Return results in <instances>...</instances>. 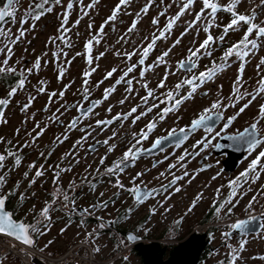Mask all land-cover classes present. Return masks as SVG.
Instances as JSON below:
<instances>
[{"label":"flooded vegetation","instance_id":"obj_1","mask_svg":"<svg viewBox=\"0 0 264 264\" xmlns=\"http://www.w3.org/2000/svg\"><path fill=\"white\" fill-rule=\"evenodd\" d=\"M5 1L0 0V7ZM40 2L41 0H27L25 4L19 2L15 5L14 17L6 18V22L0 24V28H4L9 23H18L20 20H24L25 23L32 20L30 30H34L35 24L31 15L25 13L30 5ZM183 2L184 0H152L148 12L143 13L141 10L149 3V0H129V3L122 6L116 19L112 21H109L108 17L111 16L119 0H59V3L56 0H49V3L44 6L52 9L50 12H44L40 17L46 20L41 26L43 30H47L44 48L36 56L25 59L22 57L24 63L28 65L27 70H30V75L38 76L37 80L41 83L37 86L34 84L33 89L21 101L15 103L18 112L23 114L20 133H28L25 136L22 135L24 138L20 136L13 143L0 144V155L5 156L4 161L0 162L3 165L0 167V176L5 177L4 184L0 185V194L7 195L6 209L13 213L15 220L25 223L20 215L24 213L23 207L26 200H35L34 192H39L42 194L41 204L34 208L33 212L41 210L48 204L49 213L58 216L50 217L53 218L49 220L50 222L60 220V222L63 221L64 226L69 227L79 224L91 225L95 238L90 240L91 243L96 242L102 235H106L110 242L116 237L128 241V232H132L143 240L147 237L138 234L137 231L144 227L148 217L154 214L156 207L165 205L166 201L170 200L180 180L174 185H169V182L174 176L184 178L185 172L190 173L184 171L179 173L182 175H176L181 163L183 166L185 163L196 165L197 167L192 170L193 173L219 166L221 168L219 172L224 174L226 172L224 167L227 165L225 162L228 155L233 152V147L237 144V148L242 149L243 145H246L232 139L233 137L238 136L254 121L259 120L258 138L264 139V119L259 117V107L264 104V94L258 95L227 128L224 126L228 118L236 115L239 109L251 99L250 96H245L238 103L229 99L233 94V84L237 76L241 77L243 86L240 91L244 93L253 92L257 87L258 79L264 75V65L257 67L260 60L264 58V37L257 40L258 47L254 50V54L245 58L242 72H240L242 61L235 56L230 57L223 70L217 71L212 79L200 85L190 98L184 99L179 107L169 112L163 120L159 119L163 108L170 107L174 103V100L166 101L165 94L173 91L175 99L188 96L191 86L184 85L177 91L176 84L193 75H198L206 68H211L213 61L217 65L221 64L220 58L224 51L237 43L247 28V25L242 24L237 30H230L223 41L216 39L209 46L211 56L203 54L204 50H201L198 58H193L197 67L191 72L179 68L178 62L187 59L189 49L198 48L208 34L214 38L220 37L224 26L232 19L231 13L222 10L229 0H216L221 5V10L215 15L216 26L210 29V33L203 31L208 19L207 12L210 10H206L205 18L197 27L188 28V23L193 21L195 14L203 8L202 0H194L190 9L166 34V38L157 40L156 46L145 58L144 64L140 65L138 61L141 59L140 53L143 47H146L153 34L158 35L168 20L180 11ZM257 2L258 0H241L235 10L238 13L250 14L255 9L254 22L260 24L264 21V12L258 11L259 3ZM69 4L72 5L71 8L68 7ZM153 18L158 19V24H152ZM133 20H137L136 29L128 33ZM61 36L64 40L60 39ZM93 36H99L100 42H94L90 50L86 49L85 44ZM122 37L124 39H121ZM145 37L148 39L146 40ZM250 39H257L254 32ZM177 40L180 43L177 44ZM169 49L171 51L165 57V63L157 64V57ZM127 52L136 54L128 60L125 56ZM101 53H103L102 56ZM97 57L99 59H96ZM38 59L39 67L37 68L35 65ZM89 60L91 63L88 62ZM133 64L137 65L136 68L125 77V81L132 80V91L129 92L126 82L116 84V80L123 75L127 67ZM148 65H153L152 69L141 77V69ZM93 68L95 71L91 72ZM113 68L117 71L105 79L106 73ZM61 69H64L63 73ZM23 71L18 69L11 72L12 75L8 77L0 74V85L17 87ZM85 72H91V75L85 77ZM167 73L170 74L167 75L165 87L157 88ZM85 79L88 80L87 85L84 83ZM145 83L154 90V97H150L147 104L142 101V97L147 95V90L143 87ZM113 85L115 90L105 100V89ZM41 88L44 89L43 92L40 91ZM85 88L88 89L87 99H85ZM97 100L102 102L87 117H83L77 110L80 106L86 109ZM121 100H124L123 104L120 103ZM217 100H221L222 105L235 103V107L222 106L218 110H212L209 115L213 116L214 123L209 121L192 130V121ZM154 103L158 106L152 108L151 112H147V108ZM26 104L29 105L27 109L24 108ZM133 107H136L137 111L127 120H113V117L118 114H127ZM3 108L0 106V111ZM140 113L146 114L136 120V116ZM74 118H78V123L74 128L69 129V124ZM97 120H113V123L98 127ZM134 120L135 123H133ZM152 122H155V127L148 132L147 139H141L140 143L136 144V140L140 138L139 134L142 130L148 131L146 126ZM206 127H211V132L206 131ZM41 129H43L42 134L37 136ZM180 129H185L186 133H181ZM173 130L175 134L169 136ZM158 139L161 144L153 148V144ZM105 140H108L107 145L103 144ZM77 141L80 143L77 144ZM110 145H115V148L108 152ZM133 145L140 150L135 161L128 162L127 166L123 167V171L107 172L106 170L113 167L114 162L119 161L124 152ZM262 147L264 143L258 145L251 153L247 148L242 158L238 160L235 172L233 174L226 172L224 176H234L242 163L250 157L254 159ZM8 152H13L15 155L10 156ZM17 156L20 159L19 164L16 163ZM181 156H184L182 161L179 160ZM102 158L103 163H101ZM25 159H27L26 168L18 172L19 165L21 166ZM169 165H175V167L169 168ZM69 168L70 171H60ZM14 169L18 173L7 179V171ZM38 170L43 172L39 177L36 176ZM57 172H59V178L57 183H54ZM137 173L142 175L137 177ZM161 173L164 175L161 176ZM100 179L104 183L113 180L114 186L118 188L116 194L100 200L101 202L97 193ZM118 183L124 187H118ZM134 185L142 192L152 189H156L157 192L142 201H137L135 196L127 191ZM164 185H169L166 191L162 187ZM58 187L69 196V201H65L62 196H54ZM113 203L117 208L115 213L118 210L116 214L114 213V218H103L99 214L100 209L107 208L108 204ZM105 204L106 206H103ZM139 211L144 212L142 218H139ZM137 218L139 219L134 224L135 227L128 230L126 225L130 220ZM34 219L37 218L25 224L34 225L40 229L42 226L40 220ZM49 221H44L43 226H47ZM262 222L264 224V218ZM103 223L105 226L102 227ZM205 224L209 225V223ZM230 231H232L231 228ZM31 232L34 231L31 229ZM205 233L209 243L202 252L199 263L211 250L210 232ZM31 237L33 240L32 235ZM160 237H163V234ZM228 237H230L229 234ZM238 240L240 241L241 238ZM0 264L21 263L15 260L14 256L6 255L0 257Z\"/></svg>","mask_w":264,"mask_h":264},{"label":"rangeland","instance_id":"obj_2","mask_svg":"<svg viewBox=\"0 0 264 264\" xmlns=\"http://www.w3.org/2000/svg\"><path fill=\"white\" fill-rule=\"evenodd\" d=\"M26 1L27 0H19L21 4H25ZM257 3H259L258 11L261 13L264 12L260 0H258ZM20 21L14 24H7L3 29L6 32L10 31V35L0 36V66H4L3 61L7 59L8 64L5 67L13 68L15 71L18 69L24 70L23 76L19 79L24 80L23 87H19V83L17 87H12V85H0V99H7L10 101L6 106H3V115L0 116V144L2 143L3 145L8 142L13 143V141L20 136L24 138V136L27 135L28 132H25V134L20 133L22 131L23 114L18 112V107L15 103L21 101L22 98L33 89L32 86L34 84L37 86L41 83L37 80L38 76L35 74L33 76L30 75V70H27L28 65L24 63L23 59L40 54L42 48H44L47 30H43L41 26L46 20L45 18L33 20V24H35L34 30H30L32 20L28 23L24 22L23 24H21ZM21 30L24 31V35L17 39ZM11 41L15 42L13 43ZM9 48H11V53L8 51ZM0 74L8 77L11 72L6 71ZM25 74L29 76L27 77ZM13 88H16V92L12 96H9V92ZM261 150H264V147H262L258 153ZM251 160L252 157L245 160L240 166V169L238 168L239 170L237 173L229 177H227V175L224 176L226 172H224V174L219 172L221 171L219 166L210 167L207 170H200L193 173L192 170L194 167H197L196 165L185 163L183 166L181 163L176 171V175H182L179 173H183L184 171L190 173L187 176L184 175V178L179 181L178 187L180 191H175L169 198L170 200L166 201L165 205L163 204L162 206L156 207L154 214L148 217L144 227L140 228L137 233L147 237L144 239V242L156 241L160 243L162 247H166L167 253L164 256L166 258L168 251L173 246L186 239L193 231L199 233L209 231V235L212 238L210 241L211 250L206 254L204 261L199 264H227L231 259L232 249H239V245L242 241H246V243L243 251L239 252L240 258L236 261V264H264V259H260V257H264V227L256 234L238 237L239 239L241 238L240 241L237 238L238 232L230 235V237L224 235L225 233L229 234L230 225L232 223L242 220L247 216L253 217L255 214L262 215V213H264V195L261 194L264 193V187H262L264 186V173H261L259 179H257L255 183H252L251 179H249L248 182H244V180L241 179L240 187L237 188V195L235 197H229V182L239 177L240 174L248 168ZM26 162L27 159L24 160L21 166L19 165L18 172L26 168ZM18 172H16V169L8 170L7 179L15 176ZM234 172L235 171L231 174ZM252 175H254V173L249 174L250 177ZM112 181L104 183V181L100 179L97 190L99 201L117 193L118 188L114 186V182ZM217 189L220 190L219 193H217ZM200 194H202V198L199 199L195 207L189 211L193 201L196 200V197ZM34 195L36 199L26 200L27 202L23 207L25 208L24 213L20 216H22L25 223L30 222L33 218H37L34 220H40L42 226H40L39 231H37L39 234L38 244L43 248L42 251L46 254L59 255L74 244L82 243L91 249L95 258L98 260L116 257L113 264H141L140 258L134 251L131 252L133 250L132 244L123 238L119 239L116 237L114 241L110 242L106 235H102L99 236L96 242L91 243L90 240L95 239L91 230V225L79 224L70 227L64 226L63 221H49L58 217L56 216L57 214L49 213V218H53L45 219L40 215L41 210L38 209L37 212H33L34 208L40 206V197H42V194L39 192H34ZM253 196L257 197V201L253 204L251 209H248L247 206ZM226 199H230L231 203L226 204L225 208L221 209L220 213L217 214L220 220L214 223L210 222L209 225L200 224L201 218L206 213L207 209L215 207L214 202L215 205L218 206L220 202ZM233 204L235 205L234 207L232 206ZM229 207L232 208L230 214L227 212ZM116 209L114 203L108 204L107 208L100 209L99 214L105 219H112L118 211L117 210L115 213ZM139 212V218H142L144 212ZM139 218L130 220L126 225L128 230H131V227H135L134 224H136ZM44 221H49L47 226H43ZM102 225L105 226L104 223ZM89 233L92 235L89 236ZM162 234L163 237H160ZM95 248H99L100 251L95 252ZM14 258L21 263L18 257L14 256Z\"/></svg>","mask_w":264,"mask_h":264},{"label":"snow or ice","instance_id":"obj_3","mask_svg":"<svg viewBox=\"0 0 264 264\" xmlns=\"http://www.w3.org/2000/svg\"><path fill=\"white\" fill-rule=\"evenodd\" d=\"M57 3H59V0H56ZM194 0H184L180 11L172 18H170L167 22V24L164 26V29L161 30L159 32L158 35L153 34L150 41L147 43L146 47H143L142 52L140 53L141 55V59L138 61V63L140 65L144 64V60L145 58L149 55V53L154 49V47L156 46V42L157 40L160 39H165L166 38V34L169 33L173 26L175 25L176 21L180 19V17L182 15H184L192 6ZM241 2V0H229V3L226 6H223L222 10L227 11L229 13H231L232 15V19L231 21L224 26L223 28V34L218 37V38H214L211 34H208L206 36V38L203 40V42H201L199 44V47L196 49H189V56L187 57L186 60H181L178 62V67L181 69H184L186 71L191 72L193 69H195L197 67L195 61L193 58H198L199 54H201V50H204L205 55L211 56V50H209V46L216 40H220L223 41L225 35L230 31H235L237 30L242 24L243 25H247L246 31H244V34L242 36V38L235 44H233L231 47L227 48L222 57L220 58L222 63L217 65L215 61H213V65L211 68H206L205 71H201L199 72L198 75H193L191 78L189 79H184L182 81H180L179 83L176 84V90L178 91L181 87H183L184 85H189L191 86V92L188 94V96L186 97H182L180 99H175L174 98V92L173 91H168L165 94L166 97V101H173L174 103L171 104L170 107H165L163 108V110L161 111V113L159 114V119L163 120L165 118V116L169 113L174 111L177 107H179V105L183 102L184 99H188L191 97L192 93H194L196 91V89L202 85L203 83L207 82L208 80L212 79L217 71L223 70V68L227 65L229 58L232 56L237 57L240 61H242L241 63V67H240V72L243 71L244 68V63L246 62V57H248L250 54H254V50L257 49L258 47V43L257 40H259L260 38L264 37V21H262L260 24L255 23V19H256V12L255 9H253V11L250 14H242V13H238L235 9L237 7V5ZM19 3V0H6V2L3 3V6L0 7V24L6 22V18L8 17H14L16 8L15 5ZM49 3V0H41L40 3H35L33 5L29 6V9L26 10V15H31V18L33 20H39L40 17L44 14V12H50L52 11V9L49 8H45L44 6L46 4ZM129 3V0H119V3L116 5V7L113 9L111 16L108 17L109 21L115 20L117 17V14L120 12L122 6L127 5ZM152 3V0H149V3L147 5H145V7L141 10L143 13H147L150 4ZM203 3V8L201 9L200 12L195 14V19L191 22L188 23V28H194L197 27L199 22L201 20H203L205 18V13L206 10H210V12H207V16L208 19L205 22V26L203 28V31L205 33H210V29L215 25V15L217 13V11L221 10V5H219L216 0H202ZM261 6H264V0H260ZM71 4L68 5L69 8H71ZM89 7H92V5H89ZM40 10V11H37ZM137 16L139 17V14H137ZM25 21L21 20L20 23L23 24ZM65 22H66V18H65ZM107 23V21H106ZM152 24L156 25L158 24V19L157 18H153L152 20ZM137 26V20H133L132 25L128 28V33H131L132 31H134L136 29ZM91 27V25H90ZM64 31H67V29H64ZM103 31V25L101 26V32ZM253 32L255 33V36L257 39H250V36L253 34ZM10 35V31L6 32L3 28H0V36H9ZM24 35V31L21 30L19 32V36L17 37V39H19L20 37H22ZM61 40H64V37L61 36L60 37ZM121 39H124V37H122ZM145 39L147 40L148 38L145 37ZM11 42H15V41H11ZM99 43L100 39L99 36H93L92 39H90L86 44H85V48L89 49L91 48L93 43ZM176 43H180L179 40L176 41ZM9 53H11V48L8 49ZM171 51V49L164 51L162 53L161 56L157 57V61L156 63H165V57H167L169 55V52ZM136 53L134 52H127L125 53V56L127 57L128 60H131L132 56L135 55ZM103 55V53H101V56ZM117 55H119V53H117ZM96 59H99V57H97ZM89 63H91V60L88 61ZM8 61L7 59H5L3 61V65L4 66H0V73H4V72H14L15 69L10 68V67H5L7 66ZM261 65H264V58H262L260 60V64L257 65V67L259 68ZM136 64H133L129 67H127L126 71H124L123 75H121V77L119 79L116 80V84H120L121 82H126L128 84V89L127 91L131 92L132 88V80H127L125 81V77L128 76L129 73L133 72L134 69L136 68ZM35 67H39V59L36 62ZM153 65H148L144 68L141 69L140 71V76L144 77L145 72L150 71L152 69ZM64 69H61V73H63ZM95 68L91 69V72H94ZM117 71L116 68H113L111 71L106 73L105 79L111 77L113 75V73ZM91 72H85L84 76L88 77L91 75ZM170 73H167L164 77L163 80L160 81V83L157 85V88H164L165 87V81L167 79V75H169ZM85 85H87L88 80L85 79L84 81ZM24 84V80L21 79L19 82V87H23ZM243 86L242 84V80L241 77L238 75L236 81H234L233 84V94L231 97H229V99L234 100L236 103L239 102V100L243 99L245 96H250L251 99L248 100L247 103L244 104L243 107H241L239 109V112L236 113V115L231 116L228 118L227 123L224 125L225 128L228 127L229 124L232 123L233 120L236 119V116H238L240 113L244 112V110L249 106V104L252 103L253 100L256 99V97L258 95L264 94V75H261L260 78L257 81V87L256 89H254L253 92H244L241 93L240 88ZM143 87L147 90V95H145L144 97H142V101L143 103L147 104L148 100L150 97H154V90L150 89L148 87V84L145 83L143 84ZM115 90V85H113L110 88L105 89L104 91V99L106 100L108 98V96L111 94V92H113ZM41 92L44 91L43 88L40 89ZM16 92V88H13L10 92H9V96H12L14 93ZM85 92V99H87V93H88V89L85 88L84 89ZM60 95L62 96L63 93L61 92ZM166 101H162V102H166ZM8 100L7 99H0V106H6L8 104ZM102 101L97 100L92 102L86 109L83 106L78 107V111L81 113V115L83 117H87L92 111L93 109L99 105ZM121 104L124 103V100L120 101ZM29 105L26 104L24 106L25 109H27ZM157 104H152L151 107L147 108V112H151L152 108L157 107ZM227 108V107H235V103H232L230 105H222V101L221 100H217L215 102L212 103L211 107L209 109H205L204 112L197 118L194 119L192 121L191 124V129L194 130L198 127H200L201 125H205L206 122H213V116L209 115L210 112H212V110H218L221 107ZM109 111H111V109H109ZM137 111L136 107H133L127 114H118L116 117H113V120L116 119H123V120H127L129 116H131L133 113H135ZM146 113H140V115L136 116V120H138L140 118V116L145 115ZM3 113L2 111H0V116H2ZM259 117L260 119H264V104H261L259 107ZM56 119H58V117H56ZM113 120H97L96 121V125L99 127L101 125H110L113 123ZM78 123V118H74L73 121L69 124V129L74 128ZM133 123H135V120L133 121ZM259 123V120L254 121L249 128H245L243 132L239 133L238 136L233 137L232 139L237 140L238 142H243L248 146L249 152L251 153V151L255 150L256 147L258 145H260L261 143H264V139L262 138H258V128L257 125ZM148 131H143L139 134L140 138L136 140V144L140 143L141 139H147L148 136V132H150L154 127H155V122L149 123L147 126ZM206 131L211 132V127H206L205 128ZM43 129L40 130V133H37V136H39L40 134H42ZM181 133H186L185 129H180ZM175 134V130H173L172 132L169 133V136H173ZM115 135V134H114ZM136 134H134L135 136ZM66 138V137H65ZM186 138V136H185ZM59 141V138H57ZM84 139V138H82ZM179 143V138L178 141ZM80 141H77V144H79ZM199 143V142H198ZM103 144H108V140L103 141ZM161 141L158 139L154 144H153V148L157 147V145H160ZM115 148V145H110L108 147V152H111L113 149ZM140 150L136 148V145H133L131 148H129L126 152H124L123 157L120 158L119 161L114 162V166L108 168L106 171L109 173H114L117 171H123V167L127 166L128 162L132 161L134 162L135 159L137 158V154ZM8 155L10 156H14L15 153L13 152H8ZM5 159L4 155H0V162H3ZM179 160L182 161L184 160V156L179 157ZM104 160L103 158L101 159V163H103ZM16 163L19 164L20 163V159L17 156L16 157ZM2 163H0V167H2ZM30 167H32L30 165ZM175 167V165H169V168H173ZM71 169H61L60 171H70ZM250 173H254V175H252L251 177L249 176ZM261 173H264V150H261L258 155H256V157L254 159L251 160L250 164L248 165V168L242 172L240 174L239 177H237L235 180H232L229 182V188H230V193H229V197H235L237 195V188L240 187V182L241 179L244 180V182H248L249 179H251L252 183H255V181L257 179H259ZM43 174L42 171L38 170L36 172V176L39 177ZM27 175V174H26ZM140 175H142L141 173H137V177H139ZM164 173H161V176H163ZM185 176L188 175L187 172L184 173ZM56 180H54V183H57L58 178H59V172L56 173ZM135 179V178H134ZM183 179L182 176H174L173 179L169 182V185H174L176 184V182L178 180ZM5 182V177L4 176H0V185H3ZM169 185H164L162 186L164 188V190H167V187ZM118 187L123 188L124 186L122 184H117ZM70 187H72L70 185ZM264 187V186H262ZM127 191H129L130 193H132L135 198L137 199V201H142L144 198L152 195L153 193H156L157 190L156 189H152V190H148V191H141L139 189V187L137 186H133L132 188L127 189ZM176 192L180 191V188L177 187L175 189ZM219 189H217V193H219ZM262 195H264V193H261ZM103 195V194H101ZM55 197H59L62 196L63 199L65 201H69V196L63 192V190H61L59 187L56 189V192L54 193ZM202 198V194L198 195L196 197V200L193 201L192 206L189 208V211L192 210V208L195 207L196 202ZM7 200V195L4 194H0V235L3 236H8L11 237L17 241H20L21 243L25 244V245H29L31 246L33 244V240L29 237V228L32 229V231H39V229L37 227H35L34 225H25L22 222H18L16 220L13 219V213L9 212L6 210V205H5V201ZM257 201V197L253 196L252 200L249 201V204L247 206L248 209H251L253 207V204ZM74 203V198L73 201ZM231 203L230 199H226L223 202H220L218 206L215 205L214 202V206H215V211L217 214L220 213L221 209L225 208L226 204ZM67 206V205H66ZM103 206H106L103 205ZM233 207L235 206L234 204L232 205ZM50 211V206L48 204L45 205V207L43 209H41L40 211V215L42 217H44L45 219H50L48 216V213ZM232 211V208L229 207L227 209V212L230 214ZM86 214L87 211H86ZM262 215H264V213H262ZM255 217H250L249 220H239L235 223H232L230 225V228L232 230H240L241 232L244 231H249V225L251 223L252 220H254ZM103 227V225H101ZM261 227H264V225H262ZM92 234L89 233V236H91ZM225 236L228 235V233L224 234ZM136 237L130 236L129 240H135ZM246 241H242L239 245V249H232V255H231V259L230 261L227 262V264H236V261L240 258L239 257V252L243 251L244 246H245ZM95 252H99L100 249L99 248H95L94 249ZM260 259H264V257H260Z\"/></svg>","mask_w":264,"mask_h":264},{"label":"water","instance_id":"obj_4","mask_svg":"<svg viewBox=\"0 0 264 264\" xmlns=\"http://www.w3.org/2000/svg\"><path fill=\"white\" fill-rule=\"evenodd\" d=\"M247 148V145H243L242 149H238L237 144L233 147V152L228 155L229 157L225 162L227 165L224 167V170L228 174H231L235 170L238 160L242 158ZM263 216L259 214L254 215L255 219L251 221L249 231L241 232L240 230H232L229 232V235L238 232V237H241L242 235L258 233L262 228ZM249 218L247 216L242 220H249ZM13 219L15 220L14 217ZM16 221L22 222L20 220ZM130 236L136 237V239L129 240ZM29 237L31 238L30 234ZM127 237L128 242L132 244L133 251L140 258L141 264H199L200 256L209 243V239L206 238V233L192 232L186 239L173 246L165 258L167 248L162 247L160 243L156 241L144 242V239L141 240L140 237L135 236L132 232H128Z\"/></svg>","mask_w":264,"mask_h":264},{"label":"built area","instance_id":"obj_5","mask_svg":"<svg viewBox=\"0 0 264 264\" xmlns=\"http://www.w3.org/2000/svg\"><path fill=\"white\" fill-rule=\"evenodd\" d=\"M14 255L21 264H113L114 258L98 260L91 249L82 243L74 244L59 255L46 254L11 237L0 235V257Z\"/></svg>","mask_w":264,"mask_h":264},{"label":"trees","instance_id":"obj_6","mask_svg":"<svg viewBox=\"0 0 264 264\" xmlns=\"http://www.w3.org/2000/svg\"><path fill=\"white\" fill-rule=\"evenodd\" d=\"M218 220H220V218H218L217 213L215 212V207H211V208L207 209L206 213L201 218L200 224H205V223H210V222L214 223V222H216ZM29 231H30L29 234L31 233V235L33 236V244H32V246H34L35 248H37V249L42 251L43 248L40 247L39 244H38L39 234H37L36 231L31 232V228H29ZM130 251H131V249H130ZM131 252H133V250ZM204 258L205 257L203 256V258L201 259V262L204 261ZM128 264H131V263H128Z\"/></svg>","mask_w":264,"mask_h":264}]
</instances>
